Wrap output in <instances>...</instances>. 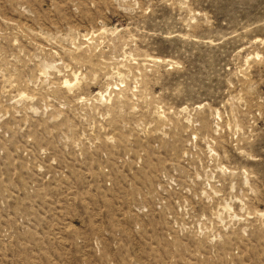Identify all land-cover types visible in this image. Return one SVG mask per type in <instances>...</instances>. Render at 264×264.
I'll return each instance as SVG.
<instances>
[{
    "label": "rangeland",
    "instance_id": "rangeland-1",
    "mask_svg": "<svg viewBox=\"0 0 264 264\" xmlns=\"http://www.w3.org/2000/svg\"><path fill=\"white\" fill-rule=\"evenodd\" d=\"M0 264H264V0H0Z\"/></svg>",
    "mask_w": 264,
    "mask_h": 264
}]
</instances>
